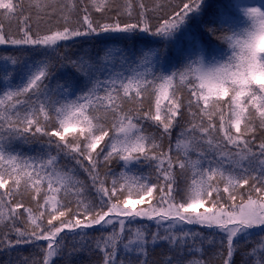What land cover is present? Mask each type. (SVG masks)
<instances>
[{"label":"snow or ice","instance_id":"6c2138e0","mask_svg":"<svg viewBox=\"0 0 264 264\" xmlns=\"http://www.w3.org/2000/svg\"><path fill=\"white\" fill-rule=\"evenodd\" d=\"M0 45V264H264V0H0Z\"/></svg>","mask_w":264,"mask_h":264},{"label":"trees","instance_id":"16d2710c","mask_svg":"<svg viewBox=\"0 0 264 264\" xmlns=\"http://www.w3.org/2000/svg\"><path fill=\"white\" fill-rule=\"evenodd\" d=\"M209 2L213 5V7L215 8L218 5H227L231 2H233V0H209ZM5 49H10V46L7 45H0V55L3 54H7L5 52ZM178 131V129H177ZM83 178V177H82ZM159 249H155L153 250V256H156L158 253ZM237 260H239V256H237L236 258ZM56 264H60L59 260L56 261Z\"/></svg>","mask_w":264,"mask_h":264}]
</instances>
